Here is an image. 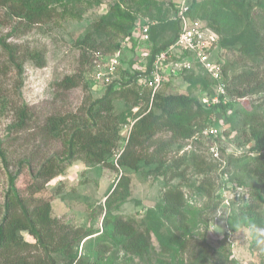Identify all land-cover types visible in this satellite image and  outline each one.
Wrapping results in <instances>:
<instances>
[{"label": "trees", "instance_id": "trees-1", "mask_svg": "<svg viewBox=\"0 0 264 264\" xmlns=\"http://www.w3.org/2000/svg\"><path fill=\"white\" fill-rule=\"evenodd\" d=\"M100 4V0H0V7L7 17L17 20L9 37L22 26L28 28L56 20L81 19L89 9ZM169 6L175 10L176 3L170 1ZM189 15L204 20L218 34L219 47L224 52L238 53V58L227 56L222 64L228 101L208 107L196 95L162 90L170 82L162 84L151 95V89L134 80L130 63L123 67V62L118 76L105 86L99 97L89 95L85 99L82 115L47 116L41 131L49 139L59 140L61 148L42 158L24 189L16 186L19 172L14 175L9 172V187L0 210V264H58L57 255L69 257V262L74 264H118L113 255H109L116 252L129 256L128 261L132 256L143 258L151 254L156 256L158 264H240L232 256L227 233L217 240L216 247H212L206 238L209 214L217 211L222 202L217 188L228 182L227 179L216 185L209 176L217 166H220L218 176L232 172L229 180L236 187L245 188L248 195L245 202H239L228 214L230 231L248 228L253 245L259 246L264 236V217L260 211L264 203V116L258 109H262L261 102L254 104L251 111L235 110L229 118L233 128L240 127L246 135L248 149L243 155L229 154L224 163L218 160L214 164L217 160L210 152L207 157L195 150L171 160L165 158L164 152L169 145L220 124L219 116L232 107L234 99L264 93V0H190ZM139 18L155 22L150 26L149 65L156 52L174 41L179 30L178 21L168 19V10L159 0H114L104 12L96 14L89 29L76 40L81 71L66 74L56 82L57 87L67 90L81 84L82 67L86 65L90 70L91 86L97 87L91 78L93 51L114 52L125 37H130L135 44L132 31ZM167 24L171 33L162 36L161 29ZM0 49L18 74L26 59L36 61L38 65L43 59L41 51H25L7 38L0 39ZM239 62L243 68L237 71L234 68ZM229 70L232 74L228 77ZM179 77L193 85L198 78L203 82L199 90L212 92L209 88L212 81L206 73L193 71ZM117 99L124 100L129 106L127 110H115ZM134 108L137 112H133ZM15 112L17 120L14 124L21 127L29 118L27 104L22 103ZM124 125L129 127L123 138L120 130ZM163 132L168 135L161 136ZM222 133L219 130L216 136L209 138ZM122 138L124 143L120 147ZM0 160L8 171V154L1 140ZM76 160L88 166L97 164L125 172L106 196L103 206H99L102 217L97 229L73 226L52 216L51 201L43 195L47 184ZM29 163L32 162L24 158L18 160L21 167H27ZM189 170L202 176L196 188L208 200L201 208L188 202L182 188L181 181H185ZM127 172L162 177L163 187L153 216L171 222L174 230L159 234L160 227L151 220L138 221L114 212L129 194ZM176 179L180 182L172 184ZM23 232H27L33 241L26 240ZM153 234L157 245L153 242ZM194 234L198 235L195 240L192 239ZM81 242L84 254L76 260L73 249Z\"/></svg>", "mask_w": 264, "mask_h": 264}, {"label": "rangeland", "instance_id": "rangeland-1", "mask_svg": "<svg viewBox=\"0 0 264 264\" xmlns=\"http://www.w3.org/2000/svg\"><path fill=\"white\" fill-rule=\"evenodd\" d=\"M100 1L99 6L89 9L81 19L56 20L28 28L22 26L17 29L13 37H9L8 34L17 20L8 18L4 9L0 7V39L7 38V41L21 45L25 51H41L43 55V59L40 61L41 65H38L36 61L26 59L19 75L17 70L7 62L0 49V140L6 148L9 160L8 171L0 160V210L9 187V172L13 175L19 172L16 186L19 189H24L31 182V175L38 168L42 158L59 151L61 148L59 140L49 139L41 131L45 118L51 114L74 113L78 116L82 115L85 99L89 95L94 98L99 97L105 89V86L101 85L95 88L91 86L88 65L82 67L84 72L81 84L67 90L58 88L56 85V82L66 74L81 71L80 49L76 46V40L89 29L96 14L104 12L114 0ZM159 1L164 2V6L168 10V19L173 20L171 18L173 10L170 8L169 3L170 1L176 3L177 0ZM140 20L141 18L138 19V22ZM161 30L162 36H169L171 33L168 24ZM140 51L141 47L137 46L136 43L134 44L131 39L126 42L123 67H126L129 63L132 66L135 60L141 58ZM237 55L236 51L226 53L222 49L221 56L224 60L227 56L236 59L238 58ZM242 68L243 66L239 62L234 69L238 71ZM262 68L264 70V65ZM194 72L204 73L199 69ZM227 74L229 77L232 70H229ZM194 83V85L189 84L180 77L174 78L162 90L165 92L189 93L200 97L201 90H199V87L202 86L203 82L197 78ZM209 88L211 89L212 86ZM263 96L264 93L234 99L232 107L224 112L223 116H219L218 122L220 124H217L216 127L218 131L223 132L221 136L205 138L199 135L198 140L192 137L179 140L167 147L164 152L165 158L171 160L183 153L195 152V150H199L210 157V146L213 144L218 146L223 161L229 154L243 155L248 149L247 143L245 144L246 135L240 127L233 128L229 118L233 111L240 110V108L251 111L253 105L258 102H261L263 109L262 111L261 108H258L259 113L264 116ZM22 103L27 104L29 118L23 126L16 127L14 123L17 120V113L15 111L19 109ZM128 107L122 99L115 101L117 112L127 110ZM136 110L137 108H134L133 112H137ZM125 126L127 125H124L120 130L123 138L129 127ZM160 135L167 136L168 133L163 132ZM123 138L120 141V147L124 143ZM21 158L32 163H29L27 167H21L18 164V160ZM213 162L216 164L218 160ZM219 169L220 166H217L216 171H212L209 176L216 182V185L221 184V182L225 183L227 179L228 182L217 188L222 202L217 211L209 214L207 241L212 247H216L218 245L217 240L227 233V242L232 256L240 264H262L264 260V236L259 241V246L256 247L253 245L252 234L248 228L242 227L232 233L227 225V217L231 209L236 207L239 202H245L248 198L246 189L236 187L229 180L233 174L232 172H227V177L224 174L218 176ZM122 173L125 174L122 170H113L103 165L88 166L81 160L74 161L61 175L54 177L44 190L43 195L51 201L52 216L73 226L99 228L102 217L99 206H103L106 196ZM127 173L130 176L129 194L114 212L126 217H133L138 221L151 220L153 224L156 223V226L160 227L159 234H167V232L174 230L171 222L159 220L153 216V210L159 203V191L163 187L162 177H154L145 172ZM201 179L202 176L195 175L189 170L186 173L185 181H181L188 202L199 208L204 206L208 200L196 188ZM179 182L176 179L172 181V184ZM260 211L264 217V203ZM262 233L264 235V230ZM22 235L26 240L33 241V238L27 232H23ZM197 238L198 235L196 234L192 236L193 240ZM152 239L154 244L157 245L154 234ZM73 252V254H77L76 260L84 254L82 242L74 247ZM109 255H113L115 262L118 264H158L156 256L151 254L143 258L132 256L129 261V256H123L122 252L110 253ZM56 259L58 264H74L69 262V257L57 255Z\"/></svg>", "mask_w": 264, "mask_h": 264}, {"label": "built area", "instance_id": "built-area-1", "mask_svg": "<svg viewBox=\"0 0 264 264\" xmlns=\"http://www.w3.org/2000/svg\"><path fill=\"white\" fill-rule=\"evenodd\" d=\"M189 8L190 0L176 1L171 18L178 21L179 30L174 41L156 52L149 65L147 57L152 48L150 26L155 22L143 18L136 22L132 37L137 46L141 47L139 53L141 58L135 60L131 66V70L135 73L133 78L138 85L151 89V95H153L162 84L199 69L206 73L212 81V92L201 91L199 99L208 107L226 103L228 101L227 82L222 73L224 58L221 56L219 36L204 20L191 17ZM129 38H123L120 48L114 52L93 51L91 78L98 85L106 86L118 76L119 67L124 61V48ZM217 133L218 128L211 125L203 129L200 134L196 133L192 138L198 139L199 135L209 138L211 135L216 136ZM210 153L216 160L224 162L219 155L217 145L210 146Z\"/></svg>", "mask_w": 264, "mask_h": 264}]
</instances>
